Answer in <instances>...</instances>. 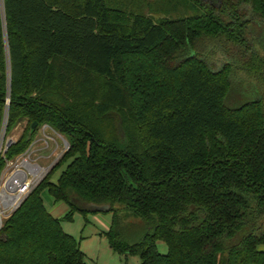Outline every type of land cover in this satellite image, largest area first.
I'll use <instances>...</instances> for the list:
<instances>
[{
    "label": "trees",
    "instance_id": "obj_1",
    "mask_svg": "<svg viewBox=\"0 0 264 264\" xmlns=\"http://www.w3.org/2000/svg\"><path fill=\"white\" fill-rule=\"evenodd\" d=\"M144 1L0 0V141L25 122L0 172L45 123L68 142L0 230V264H88L61 224L86 202L111 204L110 247L140 264H264V0Z\"/></svg>",
    "mask_w": 264,
    "mask_h": 264
},
{
    "label": "rangeland",
    "instance_id": "obj_2",
    "mask_svg": "<svg viewBox=\"0 0 264 264\" xmlns=\"http://www.w3.org/2000/svg\"><path fill=\"white\" fill-rule=\"evenodd\" d=\"M151 1L154 10L157 12H152L149 7H147V3ZM166 1V0H163ZM145 7H141L138 9L139 11H144L146 13H152L156 15H164L169 12L168 15L177 17V16H184V15H192L198 13V10L194 7H189L185 4L178 5L177 9H173L172 7L165 9L162 6V0H145L143 5ZM129 8V7H128ZM137 7L131 5L129 9L136 10ZM258 61V60H257ZM243 75V74H242ZM253 89L250 86H239L237 92L231 95L229 99L230 104H239L246 100H249L253 96ZM235 98V99H234ZM24 126V123L20 125V127L15 128L11 135L5 139L4 135L2 134V139L0 141L1 151L3 147L6 146L7 141L10 139L15 140L21 134V128ZM59 134V133H58ZM60 135V134H59ZM57 141L60 144L58 149H55L56 146L53 142H50V146L48 148L43 147V141L40 144H37L36 148H32V158L37 159L38 163L42 166H47L53 162V164L62 156L63 153V140L66 138L63 135L57 136L55 135ZM68 143V142H67ZM40 146V148H39ZM33 147V146H32ZM29 148V147H28ZM55 150V151H54ZM54 151V152H53ZM61 153L58 157V154ZM68 162H63L59 165L51 175V180L56 181L61 172L66 168ZM49 172V171H48ZM48 174V173H47ZM46 174V175H47ZM45 175V176H46ZM40 183V182H39ZM38 183V184H39ZM37 184V185H38ZM36 185V186H37ZM43 198L46 207L48 210L55 216V217H64L65 214L68 212V205L64 202H55L52 196L46 191H43ZM113 213L112 212H87L82 213L80 211L74 212L71 219H64L62 218L61 224L63 229L73 235L77 241L80 243L81 249L86 254V261L88 264H140V258L138 255H128L125 257L124 255H120L117 252H114L110 247L109 241L107 236L104 234V231L110 228L112 222ZM139 224L138 220L134 219H127L124 223L126 227V231L130 235V241H135L142 235L143 225ZM158 249L161 253H166L168 250L167 244L163 241L157 242ZM260 248L264 249V244L260 246Z\"/></svg>",
    "mask_w": 264,
    "mask_h": 264
},
{
    "label": "built area",
    "instance_id": "obj_3",
    "mask_svg": "<svg viewBox=\"0 0 264 264\" xmlns=\"http://www.w3.org/2000/svg\"><path fill=\"white\" fill-rule=\"evenodd\" d=\"M40 129L43 134V147L48 148L50 142H53L56 146L55 149H58L60 144L55 135L60 137L61 134L59 135L58 132L46 123ZM62 141L63 150L61 153L68 148V143L63 139ZM5 147H7V144ZM31 149L32 144L26 151L14 159L6 160L3 170L0 172V230L3 228L6 220L20 207L27 195L56 163L53 164L52 162L47 166L40 165L36 161L37 159L32 158ZM61 153L58 154V157Z\"/></svg>",
    "mask_w": 264,
    "mask_h": 264
},
{
    "label": "water",
    "instance_id": "obj_4",
    "mask_svg": "<svg viewBox=\"0 0 264 264\" xmlns=\"http://www.w3.org/2000/svg\"><path fill=\"white\" fill-rule=\"evenodd\" d=\"M9 103V100H8ZM4 133V132H3ZM13 142L12 139L7 141V146L10 145ZM84 207L89 212H110L111 210V204L110 203H95V202H86L84 204Z\"/></svg>",
    "mask_w": 264,
    "mask_h": 264
},
{
    "label": "crops",
    "instance_id": "obj_5",
    "mask_svg": "<svg viewBox=\"0 0 264 264\" xmlns=\"http://www.w3.org/2000/svg\"><path fill=\"white\" fill-rule=\"evenodd\" d=\"M24 123V125H25V122H23ZM22 124V123H21ZM20 124V125H21ZM20 125H18L16 128H18V127H20ZM23 128H24V126L21 128V131L23 130ZM18 138V137H17ZM16 138V139H17ZM42 139H43V134H42V130L40 129L39 131H38V133H37V135H36V137H35V139L33 140V142L31 143L32 144V148L34 149V148H36L37 146V144H40L41 143V141H42ZM13 140V139H12ZM39 148H40V146H39ZM37 149V148H36Z\"/></svg>",
    "mask_w": 264,
    "mask_h": 264
}]
</instances>
